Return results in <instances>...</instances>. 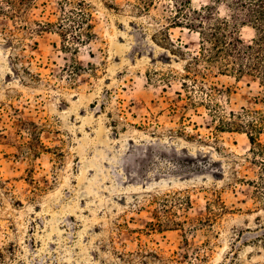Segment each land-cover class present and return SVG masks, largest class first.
<instances>
[{"label":"rangeland","instance_id":"obj_1","mask_svg":"<svg viewBox=\"0 0 264 264\" xmlns=\"http://www.w3.org/2000/svg\"><path fill=\"white\" fill-rule=\"evenodd\" d=\"M82 1L81 43L0 15V264H264V87L215 73L187 93L199 34L168 24L169 0ZM231 111L255 144L218 127Z\"/></svg>","mask_w":264,"mask_h":264},{"label":"trees","instance_id":"obj_2","mask_svg":"<svg viewBox=\"0 0 264 264\" xmlns=\"http://www.w3.org/2000/svg\"><path fill=\"white\" fill-rule=\"evenodd\" d=\"M36 1L0 0V15L12 22V29L17 33L27 30L33 35L45 28L56 27L61 30L62 36L70 30L73 39L79 43L84 41L85 36L90 38L93 35L89 4L85 1L64 0L61 2L62 13L58 22L42 24L34 21L38 28H33L25 20L29 14H34ZM157 1L135 0V7L139 11H149L150 7L157 5ZM169 2V6H166L171 12L166 18L168 24L185 27L199 34V49L196 54L190 55L181 84L187 93L192 89L191 83L202 82L200 86L205 88L203 82L215 73L236 77L249 75L258 79L264 87V0H210L199 9L192 6V0ZM66 3L72 5L69 12L65 10ZM64 20L69 21L68 27L63 23ZM76 27L80 28L79 33ZM244 27L253 30L250 40H246L242 34ZM74 51H77V47H74ZM229 115L228 119L220 118L218 127L223 131L246 132L251 143L255 144V135L262 128L260 124L246 121L242 113L231 111Z\"/></svg>","mask_w":264,"mask_h":264}]
</instances>
